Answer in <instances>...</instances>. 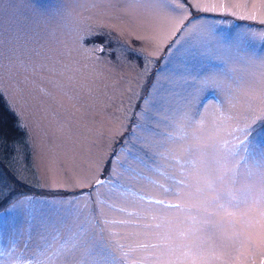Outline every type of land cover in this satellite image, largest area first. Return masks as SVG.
Returning <instances> with one entry per match:
<instances>
[{
  "label": "snow or ice",
  "instance_id": "1",
  "mask_svg": "<svg viewBox=\"0 0 264 264\" xmlns=\"http://www.w3.org/2000/svg\"><path fill=\"white\" fill-rule=\"evenodd\" d=\"M120 3L109 0L108 9L116 17L154 25V35L136 37L152 51L122 47L140 61L144 83L139 106L128 110L131 115L125 114L126 122L111 138V152L96 162L91 175L73 183L75 190L52 183L47 185L48 195H36L0 184V264H44L41 256H47L46 264H129L130 252L137 249L150 252V258L133 259L131 264H254L257 255L264 257V145L255 140L264 128V56H257L250 46L264 45V0L251 5V11L247 3L201 0H124L123 7ZM210 12L253 23L237 24L240 30L234 34L221 33L216 26L198 23L207 19L201 13ZM60 21L66 22L61 28L64 37L81 48L87 42L90 50L105 52V45L96 41L105 33L84 29L64 0L52 7L41 0H10L7 12L0 7V100L17 115L16 126L26 133L27 125L2 86V70L23 64L26 56H41V41ZM57 42L65 44L59 37ZM194 62L211 67L193 76ZM238 64L257 72L233 76ZM221 66L224 71L215 70ZM67 79L70 91L78 92L73 78ZM193 79L195 93L177 91ZM209 92L221 95L219 104L213 99L199 103ZM237 98L247 104L243 117L232 126L234 117L221 115L216 135L202 142L197 133L205 121L203 113ZM162 123L168 128L163 133L158 131ZM188 129L194 130L193 143L185 147ZM6 144L8 138L0 132V148ZM145 169L157 179L146 176ZM16 179L25 188L45 189L19 175ZM159 179L169 187L158 185ZM141 181L188 203L165 205L163 199L153 198L154 192L145 191ZM257 182L259 199L252 195ZM104 206L121 218L107 219ZM168 210L177 214V225L191 224L177 230L171 220L149 222L157 219V212L163 220ZM224 222L242 239L232 244L217 239ZM162 227L163 235L153 233ZM114 229L125 230L131 238L156 235L163 243L145 240L126 251L118 239L122 233ZM178 238L186 242L178 243Z\"/></svg>",
  "mask_w": 264,
  "mask_h": 264
},
{
  "label": "rangeland",
  "instance_id": "2",
  "mask_svg": "<svg viewBox=\"0 0 264 264\" xmlns=\"http://www.w3.org/2000/svg\"><path fill=\"white\" fill-rule=\"evenodd\" d=\"M59 2L60 0H41L45 7H52ZM64 2L72 9L73 16L81 22L84 29L105 33L96 38L98 44L105 45V52L90 50L87 42L81 48L64 37L61 28L66 22L60 21L59 26L57 24L50 26L52 35L46 37V41H41L44 44V53L41 56H26L23 64L11 70L7 68L2 70V86L5 88L7 98L20 114L23 123L27 125V133L25 132L27 139L23 144L27 147L22 150L16 147L17 154L6 162L5 166H1L0 163V184L16 187L17 190L32 191L36 195H48L47 185L52 183H55L57 187L75 190L72 188L73 183L91 175L96 162L108 156L114 147L111 144V138L120 130L121 124L126 122L125 114L131 115L128 110H135L139 106L138 94L144 83L140 75L141 68L138 66L140 61L131 52H123L122 47L130 46L137 50L144 48L146 51H152L147 43L142 44L136 37L154 35V25L145 24L140 20L116 17L108 9L109 0H64ZM201 2L204 4L247 3L251 11V5H259L260 0H201ZM9 3L10 0H4L0 7L7 12ZM119 6H125L124 0H121ZM200 15L207 19L198 23L216 26L221 33L234 34L240 30L237 24L253 23L241 22L228 14H223L228 16L227 19H224L221 13L210 12ZM58 37L65 41L64 45L57 42ZM250 47L257 56H264V45L254 42ZM106 53H112V55H106ZM117 53L120 54L119 62L116 60ZM41 65L45 66L43 70ZM160 66L157 62L156 67ZM207 67L211 65L194 62L193 76L201 70H207ZM235 67L236 72L232 73L233 76L244 77L246 72H257L255 67L245 69L240 64ZM215 70L222 72L224 66ZM69 76L73 78L78 92L70 91L67 79ZM248 78L254 79L253 76ZM80 85L84 86L82 90H79ZM177 91L188 95L195 93L197 91L195 80L182 85ZM208 99H213L219 104L221 95L209 92L199 103ZM193 101L196 102L195 97ZM246 111L247 104L243 99L237 98L230 104L225 101L215 109L203 113L205 121L197 134L202 142H206L210 136L216 135L221 115L234 117L231 124L235 126ZM15 117L17 120V115ZM158 131L163 133L168 131V128L162 123ZM187 131L189 139L185 142V147L193 143L191 136L194 130ZM255 140L258 144L264 145V128L257 131ZM24 152L29 156V160L24 158L25 155L22 156ZM144 174L154 180L157 179L147 169ZM16 175L28 184L45 185V189L38 191L25 188L16 179ZM141 184L145 186V191L155 193L154 199H163L165 205L188 203V201H179L170 194L165 195L159 187L153 188L146 181H141ZM158 185L169 187L165 179H159ZM101 192L103 193V190ZM252 195L256 199L260 198L259 182L252 188ZM115 204L117 207L123 206L120 202ZM153 208L158 209L159 206L154 205ZM102 212L107 219L121 218L118 213L106 206L102 207ZM163 216L162 220L160 213L157 212V219L149 222L164 224L165 221L171 220L173 227L177 230L191 224V221H188L177 225V214L174 210L165 211ZM244 219L247 220L248 217ZM114 231L122 233L118 239L125 245L126 251L136 248L145 240L149 243H163L156 235H149L147 238H131L123 229H114ZM152 231L163 235L165 228ZM217 239H223L232 244L241 240L242 237L234 233L232 224L224 222L217 232ZM177 242L186 241L178 238ZM200 243L204 241L201 240ZM17 251H21V248ZM146 257L150 258V252L137 249L130 252L129 264L133 259L139 262ZM239 258L237 256V259ZM39 259L46 264L47 256H41ZM254 264H264V257L257 255L254 258Z\"/></svg>",
  "mask_w": 264,
  "mask_h": 264
},
{
  "label": "trees",
  "instance_id": "3",
  "mask_svg": "<svg viewBox=\"0 0 264 264\" xmlns=\"http://www.w3.org/2000/svg\"><path fill=\"white\" fill-rule=\"evenodd\" d=\"M16 125L17 120L15 115L11 112V110L8 109V107H6L5 102L0 100V132H2L3 135L8 138V144L0 148L1 166H5V163L11 160L14 155L17 154V149L22 150L23 148L25 149V147H27V145L25 147L23 146L25 139H27L25 132L17 128ZM22 156L29 160V156L26 155L25 152Z\"/></svg>",
  "mask_w": 264,
  "mask_h": 264
}]
</instances>
